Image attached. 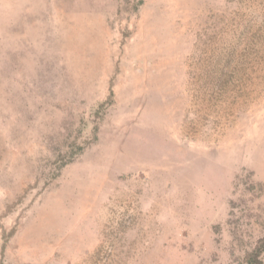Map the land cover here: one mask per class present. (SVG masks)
I'll use <instances>...</instances> for the list:
<instances>
[{
	"label": "rangeland",
	"instance_id": "obj_1",
	"mask_svg": "<svg viewBox=\"0 0 264 264\" xmlns=\"http://www.w3.org/2000/svg\"><path fill=\"white\" fill-rule=\"evenodd\" d=\"M135 1L0 0V263L246 264L264 236V0Z\"/></svg>",
	"mask_w": 264,
	"mask_h": 264
},
{
	"label": "trees",
	"instance_id": "obj_2",
	"mask_svg": "<svg viewBox=\"0 0 264 264\" xmlns=\"http://www.w3.org/2000/svg\"><path fill=\"white\" fill-rule=\"evenodd\" d=\"M126 3L131 2L133 3L132 9L131 11H137L138 6L141 4L140 1L136 2L135 0H125ZM113 94L112 91L110 92V96H109V100L103 104H101V107L106 106V105H110V103L113 101ZM15 230L12 229L10 230V232L6 233L3 230V239L4 242L8 241V238L10 236H12L14 234ZM3 249H4V245H3ZM264 254V236L262 238H260L255 247L253 248V250L251 252H248L246 255V264H264L263 259H261L262 255ZM0 264H3L2 262Z\"/></svg>",
	"mask_w": 264,
	"mask_h": 264
}]
</instances>
